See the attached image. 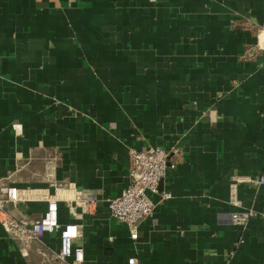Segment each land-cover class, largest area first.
<instances>
[{"label":"crops","instance_id":"0c3cea01","mask_svg":"<svg viewBox=\"0 0 264 264\" xmlns=\"http://www.w3.org/2000/svg\"><path fill=\"white\" fill-rule=\"evenodd\" d=\"M261 26L264 0H0L1 181L96 193L85 212L58 203L60 223L81 224L82 264H264ZM146 145L179 154L131 239L104 199L128 184L129 147ZM58 242L41 237L49 252ZM41 243L21 249L0 223V264H58Z\"/></svg>","mask_w":264,"mask_h":264},{"label":"built area","instance_id":"2783aa9c","mask_svg":"<svg viewBox=\"0 0 264 264\" xmlns=\"http://www.w3.org/2000/svg\"><path fill=\"white\" fill-rule=\"evenodd\" d=\"M256 25L255 23H253ZM264 27L261 26L260 30ZM258 32L254 49L262 48L258 40ZM179 154L173 146L167 147L146 145L141 148L129 147L128 149V184L120 193L106 197L104 200L108 205L110 215L117 221L125 223L129 229L131 239L138 236L136 225L143 219L150 217L156 207L151 194L158 192V185L165 177L170 164V155ZM231 185L236 183L255 182L263 183L262 177L252 179L250 176H236ZM54 192L41 188L18 187L6 183L0 179V223L7 236L18 241L20 248L27 249L31 241L41 243V237L45 233H58V248L49 252L47 246L41 243L38 250L49 259H57L58 264H82L84 254L82 247V227L76 221L59 222L58 203L69 201L73 207H78L80 212L88 211L98 200L96 193L92 191H78L71 183H51ZM170 197V193L162 192L161 199ZM27 200H42L46 207L42 214L35 219H24L9 212L8 206ZM253 211L245 212H221L218 218L222 222L238 223L244 222L248 217L254 215ZM77 216V215H76ZM264 227V214L260 215ZM129 264L135 263V258L128 259Z\"/></svg>","mask_w":264,"mask_h":264}]
</instances>
